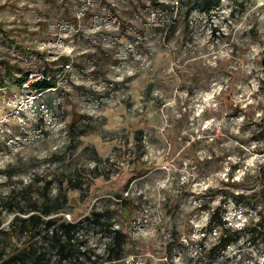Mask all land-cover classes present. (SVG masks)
Segmentation results:
<instances>
[{"label": "rangeland", "instance_id": "374dc122", "mask_svg": "<svg viewBox=\"0 0 264 264\" xmlns=\"http://www.w3.org/2000/svg\"><path fill=\"white\" fill-rule=\"evenodd\" d=\"M262 62L264 0H0V264H264Z\"/></svg>", "mask_w": 264, "mask_h": 264}, {"label": "trees", "instance_id": "16d2710c", "mask_svg": "<svg viewBox=\"0 0 264 264\" xmlns=\"http://www.w3.org/2000/svg\"><path fill=\"white\" fill-rule=\"evenodd\" d=\"M202 1L205 5H208V0H202ZM262 65H264V62H262ZM27 77H28V73L21 72L19 78H17V79L12 78V80L19 87H21L22 83H25ZM54 88H56V84H55L54 80H52L46 76H43V78L41 80H39L38 82L32 83L30 85V89L34 90L36 92L49 91L50 89H54ZM248 176L249 175H245V183L248 182ZM243 182L244 181H241L239 183H234L233 186L236 189H245V192L253 189V186L248 187V186H246V184H245V187L242 186ZM252 196H253V194H245V196L243 193H237L236 195L233 194V198L235 200H237L239 198H243V197H245V200H246ZM51 205L52 204L49 201V199H45L43 201V204L41 205V208L38 209L37 207L34 206L35 208H33V210H31L32 213L26 219H23L21 222L24 224H26V223L28 224V230H29L30 235L39 233L42 227L46 230L52 229V232H51L52 241L54 242V245L57 247V251L60 255L66 254L67 257H70L74 254H81L82 252H80V250H79V248H77L76 244L74 242H72V232L75 229V225L70 224V223H59V224H57V220L54 218H51L50 216L53 213H57L59 211L60 207H55V206H51ZM43 217H47V219H44ZM17 220H18V218L14 217L13 223H16ZM259 220H261L260 217H259ZM212 222L218 223L222 227L224 226V222H222L221 218H218V213L216 211H213L210 218H209V223H212ZM258 225H260L261 227H264V223H262V220L260 223H258ZM57 228H59V230L63 233V235L65 237V242H63V243L60 240L61 236L58 234ZM241 231L242 230L230 231L226 228H222V231L218 237L217 244H215L212 248H210L207 251L206 255L209 256L210 258H214V257L218 256L219 254H221L226 249L227 246H229L231 243H234L235 241H237ZM112 233H113L112 250L113 251L114 250H120L121 249L120 248L121 243L119 240L120 233L118 231H115V230ZM29 248H30V245H26L25 251L27 253L29 251ZM20 260H22V258ZM20 264H25V262H23V260H22V261H20ZM28 264H46V263L44 262V258L41 255H37Z\"/></svg>", "mask_w": 264, "mask_h": 264}, {"label": "built area", "instance_id": "2783aa9c", "mask_svg": "<svg viewBox=\"0 0 264 264\" xmlns=\"http://www.w3.org/2000/svg\"><path fill=\"white\" fill-rule=\"evenodd\" d=\"M43 77H41V76H38L37 77V80L39 81V80H41ZM31 81V80H30ZM30 81H28L27 83H29ZM28 84H25V86H27Z\"/></svg>", "mask_w": 264, "mask_h": 264}]
</instances>
